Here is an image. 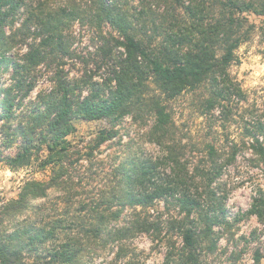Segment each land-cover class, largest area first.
Listing matches in <instances>:
<instances>
[{"label":"trees","instance_id":"1","mask_svg":"<svg viewBox=\"0 0 264 264\" xmlns=\"http://www.w3.org/2000/svg\"><path fill=\"white\" fill-rule=\"evenodd\" d=\"M56 1L0 0V76L9 74V83L0 81V163L11 171L35 165L46 177L29 175L16 198L0 201V264H87L138 235L158 239L155 202L180 214L167 230L181 244H166L164 264H205L228 226L212 184L243 149L264 172L263 119L244 117L239 141L225 132L233 110L246 103L230 69L257 29L249 15L263 18L264 27V0ZM75 23L95 32L93 52L72 48ZM69 63L79 65L77 76ZM43 72L48 87L36 90ZM185 92L199 115L223 130L222 140L205 146L208 164L191 172L180 161L168 105ZM126 117L151 118L147 135L161 159L119 136ZM98 119L109 128L92 143L68 139L74 120ZM112 142L113 152L102 157L101 147ZM162 165L170 169L164 177ZM263 214L259 192L246 215ZM260 259L255 253L254 264Z\"/></svg>","mask_w":264,"mask_h":264},{"label":"rangeland","instance_id":"2","mask_svg":"<svg viewBox=\"0 0 264 264\" xmlns=\"http://www.w3.org/2000/svg\"><path fill=\"white\" fill-rule=\"evenodd\" d=\"M86 3V0H79ZM68 0H57L56 4H66ZM130 4H136L137 0H129ZM261 17L249 15V20L255 24L256 31L250 41L242 44L236 51L239 64L231 67L232 76L239 82L245 92L246 103H239L232 112V121L227 124L225 132L230 140L239 141L243 127L244 117L252 120L263 118L264 111V27ZM106 32H112L109 25H105ZM72 48L78 54L93 52L95 32L87 25L74 24L71 28ZM114 35L116 33L113 31ZM70 64V63H69ZM73 70L75 76L80 72L79 65H67ZM36 90L47 88L50 74L42 73ZM3 84L9 83V74L0 76ZM34 96V93H32ZM175 123L173 139L181 142L183 150L180 152V161L186 164L189 172L193 167L203 166L207 163L206 145L216 139L222 140V129L219 123H212L210 119L201 117L197 111L195 97L185 92L168 103ZM76 132L68 137L73 144L87 142L92 143L97 133L109 128L104 119L81 121L74 120ZM214 124V126H212ZM152 125L149 118L144 123H132L126 117L120 128L119 136L126 141L128 137L136 140L145 151L147 157L161 159L163 151L148 137V131ZM217 132V133H213ZM221 144V142H220ZM218 147V144L216 145ZM220 148V147H219ZM102 157L113 152V142L101 147ZM227 154L217 157V162H223ZM249 150L243 149L236 156L235 161L223 168L222 174L212 184L216 192L222 197V205L228 226L222 232L217 243V250L209 254L205 264H254L255 253L261 256L258 264H264V214L262 217L246 215L252 200L257 194H264V172L260 165L256 166ZM209 162V161H208ZM35 165L29 169L11 171L0 163V201L17 197L23 181L30 177L37 179L46 178L40 171H35ZM170 169L160 166L161 176H166ZM48 175V173H46ZM198 178V177H197ZM200 186L197 182L196 185ZM192 189L195 183L191 185ZM196 187V186H195ZM201 186L198 191L200 192ZM180 214L176 206L164 207L162 202H155L152 210V218L160 223L162 229L158 239L152 240L149 235L141 234L120 246L113 244L103 250L99 257L93 258L87 264H164L166 244L175 242L181 244V238L172 230H167V222L179 218ZM219 229V228H216ZM166 232V233H165Z\"/></svg>","mask_w":264,"mask_h":264}]
</instances>
